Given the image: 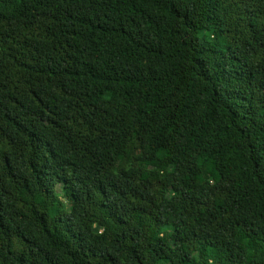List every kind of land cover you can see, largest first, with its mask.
<instances>
[{"label":"trees","instance_id":"obj_1","mask_svg":"<svg viewBox=\"0 0 264 264\" xmlns=\"http://www.w3.org/2000/svg\"><path fill=\"white\" fill-rule=\"evenodd\" d=\"M0 264H264V0H0Z\"/></svg>","mask_w":264,"mask_h":264}]
</instances>
